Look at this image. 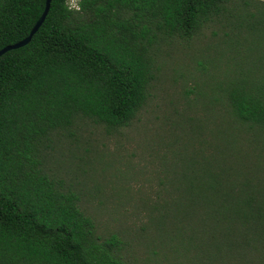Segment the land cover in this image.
Listing matches in <instances>:
<instances>
[{"label":"trees","instance_id":"1","mask_svg":"<svg viewBox=\"0 0 264 264\" xmlns=\"http://www.w3.org/2000/svg\"><path fill=\"white\" fill-rule=\"evenodd\" d=\"M44 2L0 0V49L28 35ZM68 3L51 0L31 40L0 56V264H264V1ZM212 23L229 29V50L244 42L243 59L209 91L187 93L175 163L140 202L146 222L105 237L51 174L54 146L81 120L107 134L130 127L156 43L191 41Z\"/></svg>","mask_w":264,"mask_h":264},{"label":"rangeland","instance_id":"2","mask_svg":"<svg viewBox=\"0 0 264 264\" xmlns=\"http://www.w3.org/2000/svg\"><path fill=\"white\" fill-rule=\"evenodd\" d=\"M228 30L212 23L191 41L159 40L148 100L130 127L107 134L100 125L81 120L59 136L49 162L51 174L78 194L105 237L116 233L126 238L121 231L134 232L146 222L140 202L160 188L163 166L175 163L173 139L186 125L187 93L209 91L225 78L220 71L227 64L241 63L244 42L237 51L229 50L224 43ZM257 52L261 58L263 50ZM184 222L180 231L187 235V218Z\"/></svg>","mask_w":264,"mask_h":264},{"label":"water","instance_id":"3","mask_svg":"<svg viewBox=\"0 0 264 264\" xmlns=\"http://www.w3.org/2000/svg\"><path fill=\"white\" fill-rule=\"evenodd\" d=\"M50 1L51 0H45L44 9H43L41 15L39 16V18L37 19V21L35 22V24L33 25V27L30 29L28 35L26 37H24L23 39L15 42V43L5 45L4 47H2L0 49V56L9 50L16 49V48H19V47L26 45L31 40L33 34L38 30V28L40 27V25L42 24V22L44 21L46 15L48 13V10L50 7Z\"/></svg>","mask_w":264,"mask_h":264},{"label":"clouds","instance_id":"4","mask_svg":"<svg viewBox=\"0 0 264 264\" xmlns=\"http://www.w3.org/2000/svg\"><path fill=\"white\" fill-rule=\"evenodd\" d=\"M73 9L75 11H77V12L81 11V6H80V3H79V0H69L68 10L71 11Z\"/></svg>","mask_w":264,"mask_h":264}]
</instances>
